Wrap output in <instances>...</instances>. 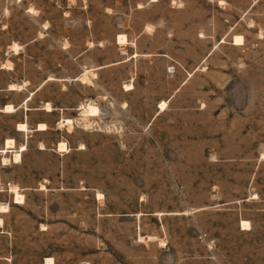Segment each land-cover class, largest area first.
<instances>
[{
	"label": "rangeland",
	"instance_id": "obj_1",
	"mask_svg": "<svg viewBox=\"0 0 264 264\" xmlns=\"http://www.w3.org/2000/svg\"><path fill=\"white\" fill-rule=\"evenodd\" d=\"M25 79L74 126L7 170L0 264H264V0H0Z\"/></svg>",
	"mask_w": 264,
	"mask_h": 264
},
{
	"label": "crops",
	"instance_id": "obj_2",
	"mask_svg": "<svg viewBox=\"0 0 264 264\" xmlns=\"http://www.w3.org/2000/svg\"><path fill=\"white\" fill-rule=\"evenodd\" d=\"M238 37H241L242 41H244L243 37L240 35H237L234 38ZM233 41H235V39H233ZM106 66L108 67L109 65H101L99 68L105 69L107 68ZM111 66H113V64ZM88 74L89 73L86 70L83 75H86L88 80H83L82 75V82L85 83L87 81H90ZM56 78L59 79L61 77L54 76V78H48L46 82L54 81ZM125 88L126 89H124V91L133 89L130 82L125 84ZM40 91L41 87H33L29 79L13 82L12 84H9V87L0 88V159H4V163L0 165V224H2V222L3 224L6 223L5 215L10 212V209L12 210V208H18L25 204L30 194V192L29 194L25 192L35 191V188H33L32 184L19 183L15 180H11L10 182L8 180H5V176L8 174L7 170L9 168H13L20 162L21 159L23 160V158L32 154L33 151H36L38 153L46 152L50 148L49 145H51L52 143V141H49L48 135H56L57 131L59 130L56 129V124H58L62 119H65L63 121L65 123L66 120H71L72 127L74 126L73 118H62L61 116L62 112L66 113V111H68L67 107L58 105L52 99L50 100L48 98H45L42 101L41 106L39 105V102L36 101L35 98L40 94ZM16 93L22 95V98L20 100H16L14 98V95ZM89 106L96 107L98 109L97 114L86 112ZM83 108L86 109L84 111L85 114L87 113L91 116L99 114V108L95 105L88 104V106L78 107L77 110L80 111ZM2 116L14 119L13 124L10 125L6 123L4 121L5 119H3ZM42 125L45 126L43 127ZM72 127L69 128L68 126L69 129H71ZM35 135L38 137V139L37 144L33 146L31 142L32 138ZM54 138V140L56 141L55 143H58L59 146L60 144L64 143V141L59 142L57 137ZM66 146V151H62L60 147H58L57 151L64 153L70 152L67 144ZM9 153H13L11 158L7 156ZM1 185H3V187H1ZM46 188L47 186L45 185L42 189L39 190H45ZM22 190L23 192L21 193L20 191ZM7 194L11 195L10 198ZM18 195H22V197L20 198ZM97 197L99 199H102L103 195L101 193H98ZM0 235H4L3 229H1V227ZM46 259H48V263H45L43 260L39 261L38 264H54L53 258L51 256H46Z\"/></svg>",
	"mask_w": 264,
	"mask_h": 264
},
{
	"label": "bare ground",
	"instance_id": "obj_3",
	"mask_svg": "<svg viewBox=\"0 0 264 264\" xmlns=\"http://www.w3.org/2000/svg\"><path fill=\"white\" fill-rule=\"evenodd\" d=\"M120 41L122 40V41H126V39H125V36H121L120 38ZM235 39V41H234V44H236V45H240V44H242L243 43V41H242V38L241 37H238V38H234ZM121 41V42H122ZM124 41V42H125ZM83 79H85V77L83 78ZM15 87V86H14ZM128 87V86H127ZM10 106V105H9ZM49 106V105H48ZM47 106V107H48ZM164 106H165V103H162L161 105H160V108L161 109H163L164 108ZM12 108V107H11ZM49 108V107H48ZM86 108V107H85ZM8 109V108H7ZM11 110V109H10ZM86 109H84V111H85ZM86 112H89V113H91V114H97V112H98V109L96 108V107H92V106H89V108H88V110H86ZM87 114V113H86ZM88 115V114H87ZM66 123L68 124V126H71L72 127V122H71V120H66ZM40 126V125H39ZM43 127L45 126V125H42ZM19 127H20V125H19ZM41 127V126H40ZM39 127V128H40ZM22 129V128H21ZM10 142V141H9ZM65 143V142H64ZM64 143H62V144H60V149L62 150V151H66L67 150V146H66V144H64ZM16 159H17V157H16ZM6 162V161H5ZM16 190V189H15ZM19 196V195H18ZM17 196V197H18ZM20 198L22 197V195L21 196H19ZM18 197V198H19ZM17 198V199H18ZM20 201H21V199H20ZM3 207V206H2ZM242 225L243 226H245L246 225V223L245 222H242ZM243 229H246V228H243ZM50 259V258H49ZM50 264V263H49Z\"/></svg>",
	"mask_w": 264,
	"mask_h": 264
}]
</instances>
